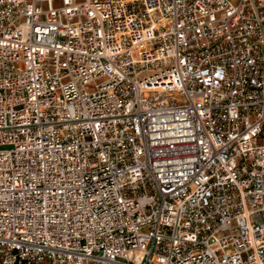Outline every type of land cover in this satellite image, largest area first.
<instances>
[{
  "label": "built area",
  "instance_id": "built-area-1",
  "mask_svg": "<svg viewBox=\"0 0 264 264\" xmlns=\"http://www.w3.org/2000/svg\"><path fill=\"white\" fill-rule=\"evenodd\" d=\"M0 264H264V0H0Z\"/></svg>",
  "mask_w": 264,
  "mask_h": 264
}]
</instances>
